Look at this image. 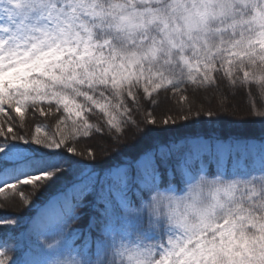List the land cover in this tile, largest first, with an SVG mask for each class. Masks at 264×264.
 <instances>
[{
  "label": "snow or ice",
  "instance_id": "obj_1",
  "mask_svg": "<svg viewBox=\"0 0 264 264\" xmlns=\"http://www.w3.org/2000/svg\"><path fill=\"white\" fill-rule=\"evenodd\" d=\"M223 80L248 86L257 101L250 114L264 122V0H0V194L11 190L27 204L19 186H32L34 195L66 166L87 169L67 155H84L77 150L83 138L104 133L119 148L130 125L170 130L202 113L215 115L194 109L188 91L219 92ZM161 95L170 103L156 116L147 109ZM220 110L229 111L224 101ZM97 113L102 123L90 119ZM37 115L55 131L37 126L32 134ZM228 151L239 153L230 172ZM216 155L215 180L163 216L134 211L130 168H116L114 182L101 189L108 226L95 258L87 240L78 246L70 230L81 197L66 194L32 223L39 243L29 245L20 264H51L41 241L53 237L61 240L58 252L89 264L108 254L126 264H264V145H218ZM87 156L96 158L91 150ZM199 156L194 150L184 164ZM155 159L146 154L135 162L143 166L147 194L160 187ZM197 176L209 177L203 166L196 175L183 169L185 186ZM95 183L94 173L82 171L75 191L87 195ZM109 194L125 215H110ZM13 251L0 246V264H17Z\"/></svg>",
  "mask_w": 264,
  "mask_h": 264
},
{
  "label": "trees",
  "instance_id": "obj_2",
  "mask_svg": "<svg viewBox=\"0 0 264 264\" xmlns=\"http://www.w3.org/2000/svg\"><path fill=\"white\" fill-rule=\"evenodd\" d=\"M216 86L211 88L196 89L189 88V99L193 102V107L203 109L204 112L212 111L216 113L213 116L203 114L194 117L188 121H179L177 125L161 126V128L147 131L144 124L130 125L123 130V143L119 148L112 147L111 141L104 133H98L95 136L83 138L84 142L77 145L78 152H83V156H73L71 153L67 155L79 161L80 165H87V169L80 167L66 166L65 170L53 177L44 187L35 194H31L32 186L21 185L19 187L26 189L25 197L28 203L25 204L18 193L6 190L4 194H0V246H8L14 249L13 259L20 264L25 254L30 251L29 245L39 243L37 238L30 233L32 223L40 216L42 211L49 208L54 200L60 196H64L70 191H75V185L79 183V177L82 171H91L95 174L96 183L90 187L87 195L83 193H73L81 198L74 200L76 205L72 209V215L75 217L70 230L77 233V245H83L87 240L90 252L95 258L96 244L104 238V230L107 227L108 217L105 215V205L103 196L101 195L102 187L112 184V173L118 167H129L130 175L133 178L143 176V166L139 169L135 166V162L142 157L155 156L154 169L160 180V187L167 188L170 186L180 187L181 179L174 169L173 150H181L191 147L199 149V159L195 160L192 165L186 166L183 160V168L187 167L188 171L198 170L204 167L205 173L214 175L218 171L216 150L218 145L226 148H233L237 144L245 147L255 145L259 147L264 145V122L261 119L250 114L249 109L257 101L249 95V88L245 85L242 89L236 85H231L227 80H223L219 84V92L215 91ZM168 99L167 96L161 95L158 100V106H150L147 111L152 112L156 109L154 115L158 116L159 110ZM169 100V99H168ZM243 112L232 111L233 117L228 119V115L222 113L225 111L210 110L209 108L217 101H224L229 108V103L233 106L240 103ZM206 107H209L206 109ZM221 107V104L218 106ZM238 106L235 108L237 109ZM239 109V108H238ZM235 114V116H234ZM13 115L15 113L13 112ZM90 119L95 123H102L98 117L102 114L97 113L93 117L89 114ZM143 114H137V121L144 120ZM32 117L26 113L25 122L31 120ZM19 121V118H17ZM42 127L47 132L51 127L55 131V124H51L49 118L39 117L37 122L32 125V134H35V127ZM147 128L155 129V126L149 125ZM27 132L28 129L24 128ZM15 131V129H14ZM101 148V149H100ZM91 150L95 159L87 156V151ZM103 150V151H101ZM227 167L229 172L232 168V160L235 155L239 157V153L228 151ZM194 166V167H193ZM142 179V178H140ZM132 182V180L130 181ZM141 198H147V192L144 189L138 195ZM112 200V208H120L115 198L109 194ZM128 199L130 206H134L139 199L134 198V192L128 191ZM14 201L20 202L19 208L13 207ZM112 210V209H111ZM111 215V212H110ZM9 220H15V224L7 223Z\"/></svg>",
  "mask_w": 264,
  "mask_h": 264
},
{
  "label": "clouds",
  "instance_id": "obj_3",
  "mask_svg": "<svg viewBox=\"0 0 264 264\" xmlns=\"http://www.w3.org/2000/svg\"><path fill=\"white\" fill-rule=\"evenodd\" d=\"M214 177H204L201 179L197 176L193 181L185 186L183 192H177L172 187H158L149 192L148 198L142 201L139 208H135L136 213L143 212L148 215L149 212H159L162 216L167 215L169 212L174 211L178 202L189 195V193L199 187L210 184L214 181ZM46 250H49L52 255L50 257L51 264H89L85 258L71 252H58L57 249L61 247V240L59 237H53L51 239L42 240ZM91 264H97L95 259ZM99 264H126V261H122L120 258L113 256L112 254L106 255Z\"/></svg>",
  "mask_w": 264,
  "mask_h": 264
},
{
  "label": "rangeland",
  "instance_id": "obj_4",
  "mask_svg": "<svg viewBox=\"0 0 264 264\" xmlns=\"http://www.w3.org/2000/svg\"><path fill=\"white\" fill-rule=\"evenodd\" d=\"M240 103H236L237 105L233 106L232 103H229V111L227 112H222L220 109L221 107H218L221 102L220 101H217V102H214V104H212V106L209 108V107H206L209 108L210 110H216L218 111V115L221 114L219 113L220 111L224 114H226V116L228 115V119L232 118L233 117V113H232V109H235V112H237L236 114L241 113V111L243 112V109L241 108V100H239ZM236 106L237 109L235 108ZM239 108V109H238ZM235 116V114H234ZM264 130V129H263ZM194 152V149H192L191 147H186V148H183L181 150H177V148L175 150H173L172 152V155L174 157V166L176 164V166L174 167L175 171H176V174H178V176L180 177L181 179V186L180 187H174V186H171L172 188H174L177 192H182V190L184 189L185 187V184H184V179H183V160H184V157H187L188 155L192 154ZM193 164V163H192ZM191 164V165H192ZM194 167V166H193ZM191 173H193L194 175L198 174V170L195 169V171H190ZM206 175H208L209 177H214V175H209L207 173H205ZM140 178L142 177H136V178H133L132 179V182L129 183V190L128 191H132L134 192V198L137 199V197L139 198L136 203L134 204V206H131L132 208H139V206L141 205L142 201H144L145 199L148 198V194H147V198H141L137 195V193H141L144 189H142L140 187ZM146 190V189H145ZM147 192V190H146ZM125 215V212L124 210L120 207L118 208V210H116L115 212H113L112 216H123Z\"/></svg>",
  "mask_w": 264,
  "mask_h": 264
},
{
  "label": "bare ground",
  "instance_id": "obj_5",
  "mask_svg": "<svg viewBox=\"0 0 264 264\" xmlns=\"http://www.w3.org/2000/svg\"><path fill=\"white\" fill-rule=\"evenodd\" d=\"M169 100L167 99L165 102H164V104L162 105V107L160 108V110H159V113H158V116L162 113V112H164L166 109H167V107H168V105H169ZM194 109H196V106H194L193 107ZM101 149V148H100ZM101 151H103V150H101ZM11 206H13V207H16V208H19L20 206H21V203L20 202H16V201H14L12 204H10Z\"/></svg>",
  "mask_w": 264,
  "mask_h": 264
}]
</instances>
